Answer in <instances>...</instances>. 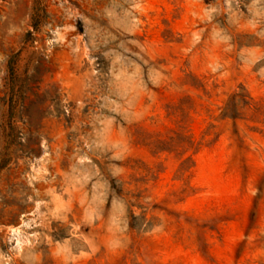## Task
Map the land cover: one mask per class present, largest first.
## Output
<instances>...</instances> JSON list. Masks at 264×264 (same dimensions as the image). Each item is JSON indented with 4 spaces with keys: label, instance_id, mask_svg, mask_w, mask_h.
I'll return each mask as SVG.
<instances>
[{
    "label": "rangeland",
    "instance_id": "rangeland-1",
    "mask_svg": "<svg viewBox=\"0 0 264 264\" xmlns=\"http://www.w3.org/2000/svg\"><path fill=\"white\" fill-rule=\"evenodd\" d=\"M0 264H264V0H0Z\"/></svg>",
    "mask_w": 264,
    "mask_h": 264
}]
</instances>
